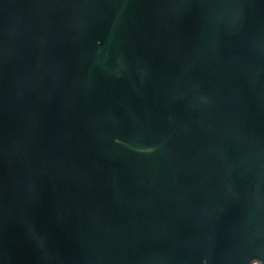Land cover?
<instances>
[{"label": "water", "instance_id": "1", "mask_svg": "<svg viewBox=\"0 0 264 264\" xmlns=\"http://www.w3.org/2000/svg\"><path fill=\"white\" fill-rule=\"evenodd\" d=\"M264 264V0H0V264Z\"/></svg>", "mask_w": 264, "mask_h": 264}, {"label": "flooded vegetation", "instance_id": "2", "mask_svg": "<svg viewBox=\"0 0 264 264\" xmlns=\"http://www.w3.org/2000/svg\"><path fill=\"white\" fill-rule=\"evenodd\" d=\"M261 260L262 259L260 257H254L251 259L250 264H260Z\"/></svg>", "mask_w": 264, "mask_h": 264}]
</instances>
